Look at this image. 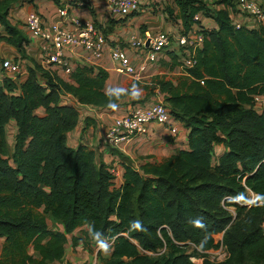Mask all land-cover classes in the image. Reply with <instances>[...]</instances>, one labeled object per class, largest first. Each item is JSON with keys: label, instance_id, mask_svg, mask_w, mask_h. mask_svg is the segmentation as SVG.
I'll return each instance as SVG.
<instances>
[{"label": "trees", "instance_id": "16d2710c", "mask_svg": "<svg viewBox=\"0 0 264 264\" xmlns=\"http://www.w3.org/2000/svg\"><path fill=\"white\" fill-rule=\"evenodd\" d=\"M18 1L36 0H0L6 31L0 39L18 52L14 61L32 64L21 81L0 74V264L62 260L68 235L80 228L83 237L73 235L74 244H104L100 257L112 249L109 258L101 257L103 264H264V108L255 107V97L264 95V26L237 28L227 7L175 0L184 30L199 24L205 38L178 84L158 78L154 87L165 94L171 115L189 128V148L139 169L125 163L117 187L93 148L69 145L80 112L62 96L107 107L131 91H107L109 72L103 68L76 64L68 79L43 68L27 53L28 36L9 19ZM199 12L217 28H205ZM11 119L17 132L10 148ZM216 143L227 150L214 163ZM248 188L256 194L251 206L239 202ZM224 206H235L236 217ZM48 216L65 231L52 229ZM220 237L230 254L226 260L190 259L191 243L210 250Z\"/></svg>", "mask_w": 264, "mask_h": 264}, {"label": "crops", "instance_id": "0c3cea01", "mask_svg": "<svg viewBox=\"0 0 264 264\" xmlns=\"http://www.w3.org/2000/svg\"><path fill=\"white\" fill-rule=\"evenodd\" d=\"M210 7L221 9L228 8L231 15L240 17L236 8V0H225L216 4L220 0H203ZM233 1V2H232ZM264 4V0H261ZM230 3V5L228 4ZM66 8L68 16H63L60 10ZM35 13L39 15L45 26L49 27L53 23L72 30L74 28L70 17H78L82 20L92 21L98 30L106 37L105 52L101 58H95L92 53L84 47H72L67 51L72 67L76 64H86L103 68L109 72L106 84L107 91H114L120 88L131 91V95L121 99L118 103L102 107L94 105H83L72 102L69 95H63L64 104L73 103L80 112L77 126L68 133V143L71 147H78L80 144L87 145L95 150L97 164H106L115 175V185L119 187L123 183L125 163L131 164L139 169L147 163H159L172 156L181 149L189 148V128L173 117L171 124H159L152 122L149 124L148 132L125 140L119 144L108 143L105 135L114 119L129 113L135 106L164 102L165 94L159 88L154 87V82L158 78L171 80L178 84L182 77L186 75L180 64V59L176 58L175 52L171 49L159 54L156 61L148 64L147 70L140 79L116 71L115 62L111 56L112 47H122L125 53L132 59L134 64L140 65L146 58L147 52L142 47H132L130 40L141 38L145 32H170L173 35L184 34L182 19L179 18L180 7L175 0H142L141 10L126 17L111 15L110 4L107 0H36L35 4L27 1L16 2L9 14L12 24L21 29L30 39L27 46V53L34 58L43 68L56 73L64 79L69 78L63 67L43 63L45 42L39 37H32L27 26V17ZM199 21L207 29L217 28L216 21L199 12ZM199 25V24H197ZM0 35H6L3 25L0 23ZM19 54L16 49L5 40L0 39V59H13ZM22 70L17 76L9 75L16 81L23 80L27 74V65L32 64L29 60H20ZM40 75L42 83L45 78ZM40 109L38 112H43ZM170 126L177 128V133L172 134ZM17 132V123L11 119L7 125V141L9 147L13 146L14 137ZM9 135H12L10 142ZM227 150L223 143L214 144L213 162L216 163L219 157ZM256 198L253 191H249L245 200ZM52 218L51 216H48ZM53 219V218H52ZM59 222L58 231H65L64 225ZM77 229L73 234L68 235L69 241L66 244V253L62 260H56L49 264H103L102 258H109L112 249H103L101 257L99 251L104 244L98 245L91 242L87 247L94 248L93 254L84 246V240L74 244L71 237H83ZM4 239L0 240V252Z\"/></svg>", "mask_w": 264, "mask_h": 264}, {"label": "built area", "instance_id": "2783aa9c", "mask_svg": "<svg viewBox=\"0 0 264 264\" xmlns=\"http://www.w3.org/2000/svg\"><path fill=\"white\" fill-rule=\"evenodd\" d=\"M110 4L111 15L126 17L132 13L141 10L142 0H107ZM237 10L240 17L231 15L233 24L239 27L256 28L264 26V4L261 0H236ZM61 15L68 16L66 8L60 10ZM196 18L199 19L198 14ZM74 28L72 30L62 27L60 24L53 23L47 27L44 25L42 18L32 13L27 17V26L29 27L32 37H39L45 42L43 63L45 65L55 64L64 68L67 73L72 70L70 59L67 57V51L72 47H84L89 50L95 58H101L105 52L106 37L97 29L95 24L89 20H82L78 17H70ZM204 32L201 26L195 24L191 30L184 34L173 35L170 32H145L141 38L130 40L132 47H142L146 50V58L140 65L134 64L132 59L125 53L122 47H112L111 56L115 62L117 72L130 75L140 79L148 68L150 62L158 59L159 54L165 50L171 49L179 55L182 68H191L196 63L198 50L203 46ZM22 65L13 59H0V74L17 76L21 73ZM255 107L264 108V95L255 97ZM173 116L164 102H155L135 106L129 113L114 119L113 123L106 132L105 138L108 143L119 144L122 141L130 140L133 137L148 132L149 124L156 122L159 124H171ZM172 134L177 133L175 126H170ZM248 192L251 191L249 188ZM227 198H232L227 196ZM242 204L251 206L255 203V198L239 201ZM226 207L232 217H236L235 206ZM264 230V221H263ZM222 236V235H221ZM111 243V242H110ZM193 248L201 256L188 253L193 262H202L209 259L218 263L226 260L229 253L227 246L221 240L218 247L210 250H202L193 243ZM228 251V252H227ZM214 254L216 261L209 258ZM201 257V259H200Z\"/></svg>", "mask_w": 264, "mask_h": 264}, {"label": "rangeland", "instance_id": "374dc122", "mask_svg": "<svg viewBox=\"0 0 264 264\" xmlns=\"http://www.w3.org/2000/svg\"><path fill=\"white\" fill-rule=\"evenodd\" d=\"M4 75H5V73H4ZM41 111H42V110H41ZM9 139H10V142H11V140H12V135H9ZM240 203L242 204V202H240ZM48 224H49V226H50L52 229H54V230H57V228H59V222H58L56 219L49 218V220H48ZM79 232L82 233V229H81V228H80ZM220 239L222 240V237H220ZM83 245L86 246L85 243H84ZM86 248H88V247L86 246ZM31 249H32V248H31ZM88 250L90 251L91 254H93V252H94V248H88ZM187 252L190 253V254L193 253V255H196V256H201V255L203 254V253H198V252L195 250V248H193L192 245L189 246V248L187 249ZM227 252H228V251H227ZM0 253H1V252H0ZM229 255H230V254L227 253L225 259H227V258L229 257ZM218 256H219V254H218L217 256H215L214 254H211V255H209V258H210V259H213L214 261H216V260H217L216 257H218ZM200 259H201V257H200ZM246 264H252V263H251L250 261H247Z\"/></svg>", "mask_w": 264, "mask_h": 264}, {"label": "clouds", "instance_id": "9594fccd", "mask_svg": "<svg viewBox=\"0 0 264 264\" xmlns=\"http://www.w3.org/2000/svg\"><path fill=\"white\" fill-rule=\"evenodd\" d=\"M136 227H139V225L137 224V226Z\"/></svg>", "mask_w": 264, "mask_h": 264}]
</instances>
